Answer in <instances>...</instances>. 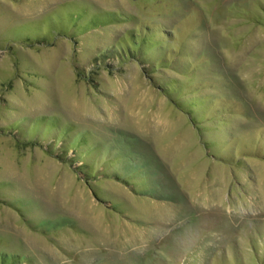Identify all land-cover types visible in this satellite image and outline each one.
Returning a JSON list of instances; mask_svg holds the SVG:
<instances>
[{
    "label": "rangeland",
    "instance_id": "obj_1",
    "mask_svg": "<svg viewBox=\"0 0 264 264\" xmlns=\"http://www.w3.org/2000/svg\"><path fill=\"white\" fill-rule=\"evenodd\" d=\"M0 254L264 264V0H0Z\"/></svg>",
    "mask_w": 264,
    "mask_h": 264
},
{
    "label": "trees",
    "instance_id": "obj_2",
    "mask_svg": "<svg viewBox=\"0 0 264 264\" xmlns=\"http://www.w3.org/2000/svg\"><path fill=\"white\" fill-rule=\"evenodd\" d=\"M85 29H87L86 26H85ZM143 41H144V39H142L141 37L134 38V40H132V42L130 44L132 47V50H129L128 53L126 52V54H131V51H134L133 48L134 47H140V45H142ZM148 50H151V48H148ZM77 139H80V142L82 144L81 138L79 137ZM72 146H75V145H72ZM82 169H84V168H82ZM14 259H15V256L0 254V264H13Z\"/></svg>",
    "mask_w": 264,
    "mask_h": 264
}]
</instances>
